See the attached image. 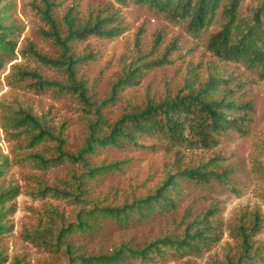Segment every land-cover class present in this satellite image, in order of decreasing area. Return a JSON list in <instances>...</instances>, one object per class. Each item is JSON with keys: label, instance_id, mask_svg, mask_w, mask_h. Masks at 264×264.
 I'll return each instance as SVG.
<instances>
[{"label": "rangeland", "instance_id": "obj_1", "mask_svg": "<svg viewBox=\"0 0 264 264\" xmlns=\"http://www.w3.org/2000/svg\"><path fill=\"white\" fill-rule=\"evenodd\" d=\"M53 14L61 24L68 8L78 20H86L98 11L114 14L121 31L111 38L91 36L71 43L75 55L88 58L75 67V78L82 81L85 96L93 106L81 102L75 94L59 93L55 88L36 90L33 80L19 70L35 71L50 82L69 84L63 67L43 63L28 50L32 46L41 55L55 59L60 49L46 38L47 29L35 9L40 0H8L2 12L6 22L16 26L14 53L0 66V156L6 164L0 174V190L13 189L3 205L0 222V264H81L68 261L62 251H53L25 237L33 231L46 233L59 226L50 214L56 209L63 220L75 222L78 210L96 206H119L151 193L166 174L184 168L207 165L224 172L223 181L211 178L208 185L181 180L178 193L172 194L175 207L155 213L142 221L119 226L108 218L96 217L92 231L75 233L71 238L73 256L109 253L121 243L140 247L166 234L180 237L184 223L215 209L210 217L216 225L217 239L200 255L168 257L149 264H226L235 259L240 246L232 227L241 213L258 211L261 229L253 237L256 257L245 264H264V80L253 70L230 61H221L206 49L209 35L218 29L220 19L207 28L192 32L184 22H171L146 5L116 0H54ZM259 0H242L240 14L247 16ZM63 26V25H62ZM136 68L133 83L113 85L127 71ZM229 79L234 96L253 106L246 133L228 131L210 149L170 146L154 136H143L139 146L99 148L84 153L82 161L65 160L56 166L42 167L33 153L44 158L56 155V140L27 146L26 134L2 127L4 108L19 105L44 119L54 134L64 141L62 150L76 153L84 144L94 106H99L106 125L124 111L183 92L186 82L194 87L203 83L211 70ZM119 163L117 168L89 176L92 167ZM72 192L75 197H58L44 188ZM75 198V199H74ZM91 222V220H90ZM125 264H142L132 260Z\"/></svg>", "mask_w": 264, "mask_h": 264}, {"label": "trees", "instance_id": "obj_2", "mask_svg": "<svg viewBox=\"0 0 264 264\" xmlns=\"http://www.w3.org/2000/svg\"><path fill=\"white\" fill-rule=\"evenodd\" d=\"M0 0V66L3 59L14 53L16 41V26L6 22L2 12L8 4L1 5ZM120 3L132 1L138 5H146L161 14L171 22H184L186 29L192 32L207 28L213 21L220 19L217 30L212 32L207 40L206 49L221 61H230L253 70L257 77L264 80V0L247 16L240 14L242 0H116ZM56 7L54 0H40L35 9L44 21L47 29L43 35L59 47L60 52L55 59L47 58L29 46V52L39 61L52 66L63 67L69 84L50 82L42 78L35 71L19 70L22 76L33 80L32 87L36 90L55 88L60 93L75 94L77 98L90 106L85 96V88L80 80L75 78V67L85 61L86 55H75L71 43L86 40L91 36L111 38L121 31L114 14L98 11L86 20H78L68 8L61 17V24L57 22L53 11ZM136 68L127 71L113 85L112 97L115 89L121 84L133 83ZM231 81L223 77L217 70H211L207 78L197 87L186 82L184 91L178 90L172 96H166L158 101H147L143 106L124 111L114 122L106 125L99 106H94L93 119L89 121L88 132L83 146L74 154L62 150L63 140L59 134L45 124L44 119L35 116L29 108L19 105L4 108L1 116L2 127L17 134H26L27 146L32 147L46 140H56V155L44 158L38 153L31 155L42 167L61 164L65 160L82 161L84 153H95L99 148L139 146L138 140L143 136H154L170 146H180L191 149H210L215 146L221 135L228 131L245 134L251 123L253 106L250 102L239 101L229 86ZM1 155V154H0ZM6 164V158L0 156V174ZM119 163L109 166L89 168V176L101 174L117 168ZM224 172H214L207 169V165L184 168L175 173H168L160 185L151 193L133 199L129 203L119 206H96L87 211L78 210L75 222L63 220L62 214L56 209H50V214L59 219V226L50 228L46 233L33 231L25 237L39 245L53 251H62L68 261L78 260L81 264H125L137 260L142 264L161 262L168 257L198 256L217 239L216 225L210 218L215 209H207L202 215L184 223L182 234L175 237L166 234L140 247H133L126 243L119 244L109 253L96 255L73 256L71 238L75 233L92 231L96 217L108 218L119 226H125L130 221H142L155 213L175 207L172 194L178 193L181 180H189L201 185H208L211 178L223 181ZM13 189L0 190V215L3 205ZM50 191L58 197H75L72 192L61 191L57 188H44L42 194ZM74 198V199H75ZM91 220V222H90ZM4 226L0 222V231ZM261 229V218L258 211L250 215L241 213L235 225L233 236L238 240L240 252L233 260L229 257L226 264H245L256 257L253 248V237ZM15 264H19L18 261Z\"/></svg>", "mask_w": 264, "mask_h": 264}]
</instances>
